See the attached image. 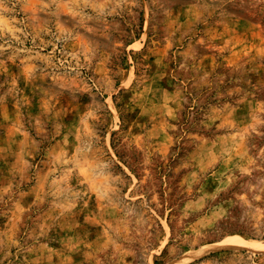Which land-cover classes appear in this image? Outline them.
Here are the masks:
<instances>
[{"label": "rangeland", "instance_id": "1", "mask_svg": "<svg viewBox=\"0 0 264 264\" xmlns=\"http://www.w3.org/2000/svg\"><path fill=\"white\" fill-rule=\"evenodd\" d=\"M230 235L264 244V0H0V264H264L195 256Z\"/></svg>", "mask_w": 264, "mask_h": 264}, {"label": "bare ground", "instance_id": "2", "mask_svg": "<svg viewBox=\"0 0 264 264\" xmlns=\"http://www.w3.org/2000/svg\"><path fill=\"white\" fill-rule=\"evenodd\" d=\"M218 248H246L256 251H262L264 250V244L260 241L248 240L238 236L230 235L226 236L221 242L217 244L202 246L197 250L195 256H202L205 253ZM192 257L188 259H191Z\"/></svg>", "mask_w": 264, "mask_h": 264}]
</instances>
